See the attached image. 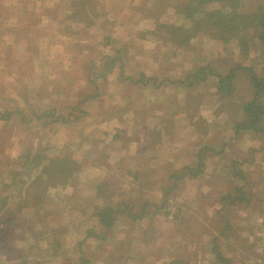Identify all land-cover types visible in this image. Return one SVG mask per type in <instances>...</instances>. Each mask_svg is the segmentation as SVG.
<instances>
[{
	"label": "rangeland",
	"instance_id": "1",
	"mask_svg": "<svg viewBox=\"0 0 264 264\" xmlns=\"http://www.w3.org/2000/svg\"><path fill=\"white\" fill-rule=\"evenodd\" d=\"M188 1L0 0V195L12 208L34 193L39 158L55 173L17 241L30 242L27 264L263 261L264 114L261 130L235 124L264 50L253 29L245 48L209 28L177 45L168 29L189 27ZM232 69L217 91L212 74ZM141 74L155 80L133 83Z\"/></svg>",
	"mask_w": 264,
	"mask_h": 264
},
{
	"label": "trees",
	"instance_id": "2",
	"mask_svg": "<svg viewBox=\"0 0 264 264\" xmlns=\"http://www.w3.org/2000/svg\"><path fill=\"white\" fill-rule=\"evenodd\" d=\"M241 2L242 0H189L187 4H185L184 11H182L183 17L189 23V27L183 29L182 24H174L170 30L168 29L169 36L177 45H183L186 40H189L191 36H193V34H195L197 31L209 28L211 31H213L210 33L212 37L221 39L222 41H228L229 39L237 38L240 44L245 48L246 46L243 34L245 31L253 29L256 40L261 44L264 50V2H260L255 5V8L246 11L240 10ZM212 4H217L218 7L207 10L203 9L204 6L206 7L207 5ZM207 69V66L199 67L195 73L192 74V77L195 79L204 80L207 75L205 72ZM232 70L226 74H212L215 75L218 80L217 91L223 93V91L230 90L232 87L231 80L234 77V69ZM152 79L154 78L146 77L144 74H141L139 75L138 79L132 80V82L144 85ZM250 81L254 88L252 98L248 102L242 104L245 117L241 122H236L235 127L240 128L241 130L253 129L258 131L261 130L259 125L260 116L264 114V110H262V103L264 101V68L261 76H257L252 73ZM223 82L228 84V87L222 86ZM10 115L0 114V118L5 120L8 119L7 117ZM57 159H60V157ZM47 160L49 161L48 164L45 166L41 165V170L34 180L42 181L44 185L43 187H40L42 183L39 182V188L36 189L32 194L31 192L28 193L25 189L24 191L26 192H24L23 195L19 191V202L15 205V207L12 208L8 207L9 205L7 204V201L9 200L7 195H0V254L1 256L5 255L4 257L6 261L9 263L11 262V264H27V257L31 251L30 242H27L23 245H20L17 242L19 239L25 238V232L22 227L28 225V222L30 221L29 218L31 216L42 210L45 204V200L43 199L45 197L44 191L46 190L47 186H53L56 184L54 182L55 173L48 171L46 168L49 163L52 164L50 159L39 158L38 161H33L34 167L39 166V164H42L43 161ZM63 163L64 161H62L60 164L62 165ZM20 166L26 167V163L24 162L20 164ZM64 171H66V169H63L61 174H65ZM12 173L14 174L11 179L14 180L20 171H13L10 174ZM67 174L68 173L65 175ZM42 175H44L43 178H41ZM14 186L11 184H4L3 188L6 190V188H11ZM113 211L114 209L108 206L100 207L97 211L98 221L101 226L106 228V230L111 229L113 222V219H111V214ZM31 231H33V234H36L37 232L39 233V231L35 229ZM89 236L100 237V235L93 233L91 229L85 233V237ZM171 264H186V262L177 259L173 260ZM260 264H264V259Z\"/></svg>",
	"mask_w": 264,
	"mask_h": 264
}]
</instances>
